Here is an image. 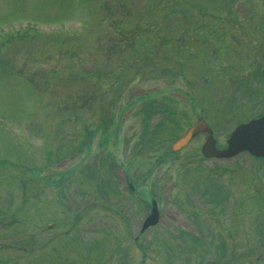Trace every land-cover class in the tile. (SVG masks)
<instances>
[{
	"label": "rangeland",
	"instance_id": "374dc122",
	"mask_svg": "<svg viewBox=\"0 0 264 264\" xmlns=\"http://www.w3.org/2000/svg\"><path fill=\"white\" fill-rule=\"evenodd\" d=\"M263 111L261 0H0V264H264Z\"/></svg>",
	"mask_w": 264,
	"mask_h": 264
},
{
	"label": "water",
	"instance_id": "95a60500",
	"mask_svg": "<svg viewBox=\"0 0 264 264\" xmlns=\"http://www.w3.org/2000/svg\"><path fill=\"white\" fill-rule=\"evenodd\" d=\"M206 133L207 137L201 147L203 156L207 159L232 158L241 152H248L255 158L264 157V114L246 123L239 124L232 131L226 141L225 148H218L213 130L203 117L190 126L186 132L172 144L173 151L186 146L198 134ZM159 212L156 202H152V212L145 219L143 229L155 225L159 220Z\"/></svg>",
	"mask_w": 264,
	"mask_h": 264
},
{
	"label": "trees",
	"instance_id": "16d2710c",
	"mask_svg": "<svg viewBox=\"0 0 264 264\" xmlns=\"http://www.w3.org/2000/svg\"><path fill=\"white\" fill-rule=\"evenodd\" d=\"M144 112V115H145V118H149L150 116H151V111H150V107H148V110L147 109H144L143 110ZM161 110H160V108H155L154 110H153V112L155 113H159ZM162 112H165V110L164 111H162ZM102 124V123H101ZM144 125H145V127L143 128V133H142V137H145V136H151V137H154V135H156V130H153V131H151V132H149V129H148V127H147V125H146V123H144Z\"/></svg>",
	"mask_w": 264,
	"mask_h": 264
},
{
	"label": "flooded vegetation",
	"instance_id": "af4514ba",
	"mask_svg": "<svg viewBox=\"0 0 264 264\" xmlns=\"http://www.w3.org/2000/svg\"><path fill=\"white\" fill-rule=\"evenodd\" d=\"M264 114V111L261 113V114H259V115H257V116H255V117H259V116H261V115H263ZM262 160V159H261ZM127 186V189L129 190V192L131 193L132 192V188H131V186L128 184V185H126ZM132 193H134V192H132ZM141 198V197H140ZM143 199V198H142ZM149 208V207H148ZM149 214V213H148ZM148 216V215H147ZM155 227V226H154ZM151 228H153V227H151ZM149 229V228H148ZM148 229H140V233H144V232H146V230H148Z\"/></svg>",
	"mask_w": 264,
	"mask_h": 264
}]
</instances>
